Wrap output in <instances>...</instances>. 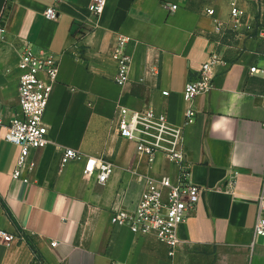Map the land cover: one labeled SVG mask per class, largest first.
<instances>
[{"label": "crops", "instance_id": "crops-1", "mask_svg": "<svg viewBox=\"0 0 264 264\" xmlns=\"http://www.w3.org/2000/svg\"><path fill=\"white\" fill-rule=\"evenodd\" d=\"M92 2L0 0V228L25 235L0 242V264H264V236L254 230L264 184V43L230 25L234 2L246 23L264 24V0H108L99 17ZM50 7L58 19L47 18ZM120 34L132 58L125 85L113 57ZM27 47L55 56L59 76L44 118L50 143L32 154L37 168L26 184L13 178L20 147L6 134L21 116L18 64ZM214 53L222 60L214 88L195 99L184 138L191 181L204 191L172 256L155 235L112 223L116 210L137 207L147 177L177 174L163 154L148 166L121 135L119 112L130 121L151 109L182 126L185 86ZM255 66L263 72L251 73ZM66 148L110 160L114 174L102 185L84 176L86 158L63 166Z\"/></svg>", "mask_w": 264, "mask_h": 264}, {"label": "built area", "instance_id": "built-area-1", "mask_svg": "<svg viewBox=\"0 0 264 264\" xmlns=\"http://www.w3.org/2000/svg\"><path fill=\"white\" fill-rule=\"evenodd\" d=\"M58 2L59 0H55ZM108 4V0H93L89 10L99 17ZM177 9L173 6L172 10ZM214 15L213 10H208ZM46 16L56 20L59 17L55 7L47 9ZM246 12L234 2L231 8L230 25L237 32L243 29L254 33V38L264 43V24L255 27L246 23ZM224 23L217 24L221 29ZM4 28L0 27V33ZM130 38L118 35L114 46L113 57L118 64L116 82L125 85L130 80L132 58L127 52ZM222 64L218 54L214 53L203 64L198 77L186 84L183 97L189 105L185 112L182 126L173 124L164 113H156L145 109L134 113L132 119H126L127 109L121 108L118 123L121 135L134 142L140 154L147 158L148 166L153 165L155 157L163 154L177 166V174L173 178L164 175L160 178L147 177L146 187L134 210L118 209L112 216L115 225L128 226L137 235H155L159 241L168 245L170 254L175 255L180 245L179 227L196 212L204 189L191 181V169L184 151L185 129L195 121L196 111L193 108L195 99L210 92L214 88L215 69ZM20 75V110L21 116L14 118L6 134V140L20 147V154L13 173V178L24 183H30L37 163L32 154L44 149L50 143L49 128L45 123L54 85L58 82L59 60L53 55H37L27 47L18 64ZM263 72L258 67H252L251 73ZM46 73L48 81L41 74ZM168 95V92L164 93ZM86 158L84 176L95 178L99 184H106L114 174L115 165L104 157L87 156L71 148L63 149L62 165ZM259 207L255 233L264 236V184L257 197ZM25 239L23 233L17 235L0 228V242L10 246L15 241ZM54 245L57 242L53 243ZM38 264V263H34Z\"/></svg>", "mask_w": 264, "mask_h": 264}]
</instances>
